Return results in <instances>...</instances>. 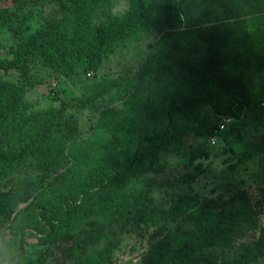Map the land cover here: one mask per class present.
Wrapping results in <instances>:
<instances>
[{
    "label": "trees",
    "instance_id": "obj_1",
    "mask_svg": "<svg viewBox=\"0 0 264 264\" xmlns=\"http://www.w3.org/2000/svg\"><path fill=\"white\" fill-rule=\"evenodd\" d=\"M58 4L63 20L22 35L10 50L12 58L0 59V70L17 72L20 81L0 78V181L25 166L38 167L44 175L39 183L27 179L23 188L0 191V241L7 228L16 240L26 226H39L48 219L45 200L19 207L49 185L47 178L58 176L61 168H67L63 175L67 177L82 165L81 149L71 142L76 119L60 107L25 117L21 84H30L38 65L56 74L79 68L76 71L94 76L104 58L116 52L117 43L148 33L159 39L129 90L135 103L134 135L124 140L115 133L107 135L103 161L89 168L77 184L81 204L73 203L63 220L51 221L37 243L53 244L58 260L112 264L123 235L153 230L140 264H152L155 258L164 264H251L264 259V226L258 228L257 212L250 204L239 207L233 200L215 203L184 195L163 210L151 195L156 183L147 177L162 172L163 149L180 145L188 134L214 135L224 120L208 108L215 104L221 109L223 98L231 94L241 96L239 118L229 122L232 140L244 148L246 158L262 154L264 171V138H256L250 130L262 124L259 110L264 102L243 95L244 83L261 85L258 72L246 76L254 70V60L256 70H264V30L252 29L246 18L264 16V0H130L122 15L111 12L112 0H58ZM101 15L104 22L96 24ZM179 25L181 33L174 31ZM0 27L15 32L23 21L16 13L0 10ZM93 91L99 94L98 89ZM94 131L97 139L101 137L99 125ZM71 144L70 164L66 152ZM202 155L192 153L190 160ZM126 185L137 189L134 196L125 193ZM80 221L83 224L73 230ZM257 228L252 246L237 243ZM99 244L96 259L82 260ZM195 257L198 260L192 263ZM18 259L15 256L10 263Z\"/></svg>",
    "mask_w": 264,
    "mask_h": 264
},
{
    "label": "rangeland",
    "instance_id": "obj_2",
    "mask_svg": "<svg viewBox=\"0 0 264 264\" xmlns=\"http://www.w3.org/2000/svg\"><path fill=\"white\" fill-rule=\"evenodd\" d=\"M130 7V0H112L111 12L114 15L124 14ZM0 10L18 14L23 21V27L15 32L0 27V59H11L10 50L21 41L22 35L32 33L51 21L63 20L64 14L58 0H0ZM102 12V9L100 10ZM101 15L96 24L104 22ZM246 23L256 30H264V16L246 18ZM16 26V25H15ZM179 25L174 31L182 32ZM159 38L148 33L138 37L125 39L116 44V52L107 55L94 76L84 74L79 68L68 71L67 74H56L45 66H36L30 78V84L23 83L21 87L24 95L22 112L24 116L46 112L50 113L56 108H63L66 116H73L77 121V132L72 138L82 152L79 170L63 176L66 167L59 170V175L47 178L49 185L35 192L34 197L20 205L23 209L32 201L48 202L47 217L42 219L39 226H26L16 240L13 232L7 228L3 230L4 241H0V264H11L10 260L18 256L16 264H74L73 260H58V252L53 244L39 245L38 238L44 237L52 226V222L63 220L69 215L73 203L81 204L82 198L78 194L77 184L89 168L97 167L104 159L107 151L106 138L110 133L117 134L121 139L134 135L135 103L129 97V90L137 80L140 66L147 57L149 49L158 42ZM262 46V45H261ZM258 62V61H257ZM255 68L249 75L258 72L261 80L260 86H251L244 83V94L253 96L259 104L264 102V70ZM71 70V69H69ZM17 72L4 73L0 70V78L20 84ZM93 89H98L97 95ZM241 96L235 94L223 98L221 109L217 110L211 104L208 110H214L216 116L221 117L224 123L218 131L210 136L186 135L180 145L169 146L161 151V160L164 168L158 174H148L154 180L151 195L154 201L163 210L168 209L175 198L191 195L203 199L213 200L215 203L233 200L238 206L250 204L257 212L260 226H264V200L261 190L264 189V171L259 155L249 159L243 155L244 148L233 142V132H229V122L238 120V100ZM264 115V108L259 110ZM101 137L97 139L95 128ZM256 138H264V120L250 128ZM211 140L215 143L212 144ZM68 145L66 154L73 160V145ZM192 153H204L200 158L190 160ZM69 166V165H68ZM67 166V167H68ZM44 177L38 167L25 166L20 173H9L0 181V191L23 188L28 181L39 183ZM71 180L69 184L68 180ZM137 189L126 185L125 193L132 197ZM30 210L28 211V213ZM263 221H262V219ZM78 222L73 230L81 226ZM248 232L237 240L238 244H252L257 240L259 230ZM153 230H138L122 237L118 249L111 256L112 264H140L148 251V240ZM101 244L90 248L82 260H94L101 249ZM195 257L192 263L197 262ZM152 264H164V260L155 258ZM251 264H264L263 258H258Z\"/></svg>",
    "mask_w": 264,
    "mask_h": 264
},
{
    "label": "built area",
    "instance_id": "obj_3",
    "mask_svg": "<svg viewBox=\"0 0 264 264\" xmlns=\"http://www.w3.org/2000/svg\"><path fill=\"white\" fill-rule=\"evenodd\" d=\"M211 143H212V144H214V143H215V141H214V140H211Z\"/></svg>",
    "mask_w": 264,
    "mask_h": 264
}]
</instances>
